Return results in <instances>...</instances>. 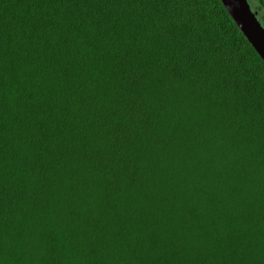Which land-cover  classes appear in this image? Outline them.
I'll use <instances>...</instances> for the list:
<instances>
[{
    "label": "trees",
    "instance_id": "obj_1",
    "mask_svg": "<svg viewBox=\"0 0 264 264\" xmlns=\"http://www.w3.org/2000/svg\"><path fill=\"white\" fill-rule=\"evenodd\" d=\"M0 264H264V62L220 0H0Z\"/></svg>",
    "mask_w": 264,
    "mask_h": 264
},
{
    "label": "water",
    "instance_id": "obj_2",
    "mask_svg": "<svg viewBox=\"0 0 264 264\" xmlns=\"http://www.w3.org/2000/svg\"><path fill=\"white\" fill-rule=\"evenodd\" d=\"M228 15L264 62V27L247 0H220Z\"/></svg>",
    "mask_w": 264,
    "mask_h": 264
}]
</instances>
